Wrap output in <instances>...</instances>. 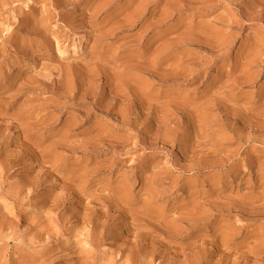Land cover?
<instances>
[{
	"label": "rangeland",
	"instance_id": "374dc122",
	"mask_svg": "<svg viewBox=\"0 0 264 264\" xmlns=\"http://www.w3.org/2000/svg\"><path fill=\"white\" fill-rule=\"evenodd\" d=\"M0 264H264V0H0Z\"/></svg>",
	"mask_w": 264,
	"mask_h": 264
},
{
	"label": "bare ground",
	"instance_id": "6f19581e",
	"mask_svg": "<svg viewBox=\"0 0 264 264\" xmlns=\"http://www.w3.org/2000/svg\"><path fill=\"white\" fill-rule=\"evenodd\" d=\"M81 42H83L82 39L80 40V42H79V44H78L77 46H73V47L71 48V52H72V53H77L79 50L82 49V47H81ZM64 53H65V52H64L63 50H58L57 55L60 56V55H63Z\"/></svg>",
	"mask_w": 264,
	"mask_h": 264
}]
</instances>
